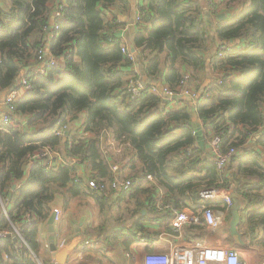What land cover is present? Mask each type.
Here are the masks:
<instances>
[{
	"label": "trees",
	"instance_id": "1",
	"mask_svg": "<svg viewBox=\"0 0 264 264\" xmlns=\"http://www.w3.org/2000/svg\"><path fill=\"white\" fill-rule=\"evenodd\" d=\"M119 1L127 3L0 0V99L26 75L27 68L38 64L39 49H44L45 57L63 56L66 64L64 70L31 74L30 91L15 105L20 120L0 130V198L12 203L8 217H0V230L13 232L16 226L28 246L15 249L13 238L1 239L0 264H37L30 253L38 256L40 226H46L57 198H78L89 192L101 206L107 198L74 185L73 167L47 169L41 160L27 171V157L47 147L66 159H79L97 182H109L113 176L103 147L109 137L125 145L124 156L130 161L122 169L133 179L128 191L117 193L118 199L126 196L139 212L155 205L160 188L166 203L196 211L212 205L201 198V191L228 182L243 205L240 231L251 246L264 250V0L139 1L137 11L144 15L134 26L150 24L151 30L135 35L133 46L142 51L139 60L142 63L143 57L148 79L162 78L175 93L186 72L193 83L202 82L210 67L212 75L221 74L210 81L194 107L167 113L158 112L164 104L158 95L130 99L125 92L129 82L121 69L134 66L135 61L123 54L115 34L120 24L108 17L109 7ZM57 10L62 17L53 19ZM218 14L225 17L219 20ZM210 30L214 40L224 44L221 56L218 48L211 54ZM153 53L161 57L148 61ZM194 116L207 122L205 137L209 131L221 136V153L235 150L225 175L216 169L212 154L205 159L196 147ZM80 119L81 127L72 128ZM65 127L67 135H56ZM257 132L261 138L250 145ZM155 214L162 230L171 234L172 215ZM26 216L32 220L29 226ZM202 226H186L187 237L203 230ZM135 227L138 233L144 229L139 223ZM136 238L124 242L125 247Z\"/></svg>",
	"mask_w": 264,
	"mask_h": 264
},
{
	"label": "crops",
	"instance_id": "2",
	"mask_svg": "<svg viewBox=\"0 0 264 264\" xmlns=\"http://www.w3.org/2000/svg\"><path fill=\"white\" fill-rule=\"evenodd\" d=\"M127 3L122 1L117 2L114 6L109 7L108 17L109 20L116 18V21L120 24L115 28V34L122 46L127 47L130 51L133 46V37L137 34L146 33L151 30V25L147 24L143 26L135 27V15L137 12L138 0H126ZM220 15V14H218ZM224 15V14H222ZM209 14L204 15V19L207 20ZM225 17V16H224ZM116 22V23H117ZM213 30H210L208 40L211 54L222 45L223 43L214 40ZM135 64L134 66H128L121 69L122 75L127 82L135 77L134 70H138L139 79L143 82L144 86H154L159 91L167 86L163 83L162 78L148 79L144 72V63L142 57V63L139 60L142 51L134 48ZM131 52V51H130ZM63 57V56H60ZM59 57V58H60ZM161 57V56H160ZM152 56L147 57L148 61L160 58ZM209 60H207L209 65ZM168 67L163 65V74H167ZM184 72V71H183ZM211 67L205 71L202 82H191L188 89L190 92L189 97H183L178 100H173V103L167 102L163 106H169L168 112L174 108H182L187 105L195 106L197 99L203 94L205 88L209 87L210 81H214L215 78L221 76V74L212 75ZM4 95V94H3ZM3 95H1L0 103ZM3 110V106H0V111ZM82 122V119L79 121ZM193 125H198L203 132L204 149H201L198 144L196 147L203 152L205 159L209 158L210 148L209 143L213 134L209 131V137H205L206 130L202 121L193 117ZM194 130V129H193ZM261 132L255 133L250 138V145H254L256 141L261 138ZM111 139V138H109ZM112 140V139H111ZM208 140V141H207ZM103 147H106L107 153L111 154L112 145L103 142ZM128 157V156H127ZM185 158V154L183 156ZM203 161V160H201ZM127 170H123L124 175L127 174ZM93 192V191H92ZM235 194L234 192L232 193ZM89 192H86L83 198H57L51 204V211H59V220L54 221V239L53 243L56 247V251L52 252L49 248L50 234L46 226H40L41 235L39 237L40 247L38 256L30 253L37 264H56V259L61 257L60 252L66 248H71L67 252V262L65 264H141L143 255L152 251H162L166 249V245L170 243L173 245L176 243V238H172L170 232L162 230L160 223L155 221L156 212L153 211L148 205L146 209L137 211L136 204L133 201H128L126 196L121 199L117 198V194H111L109 197L102 201V206L96 201ZM210 207L215 210H221L222 202H212ZM220 203L217 207L215 204ZM202 206L198 207L196 213L201 212ZM11 209V207H9ZM188 209V207L179 208ZM190 209V208H189ZM8 211V210H7ZM224 211V218L222 223L211 231L207 226L203 230L196 232L191 237H187L186 230L182 231L183 241H197V243H203L209 247H224L229 250H236L240 258L245 261L246 264H264V250L260 247H254L249 244L244 235L240 231V226L243 223V214H241V222L238 227L239 233L242 235L245 245H239L231 237L229 233V221L228 211ZM170 215V214H169ZM142 224L143 230L140 233L137 232L135 224ZM103 225V228L101 227ZM137 238H146L148 244L144 245L136 240L128 247H125L124 242L132 239L133 236ZM262 236V232L259 233ZM164 240V241H163ZM37 258V259H36Z\"/></svg>",
	"mask_w": 264,
	"mask_h": 264
},
{
	"label": "built area",
	"instance_id": "3",
	"mask_svg": "<svg viewBox=\"0 0 264 264\" xmlns=\"http://www.w3.org/2000/svg\"><path fill=\"white\" fill-rule=\"evenodd\" d=\"M140 1V0H138ZM144 13L140 9L136 12L135 23H141ZM62 17L60 10H57L53 19H59ZM54 29L57 26L54 24ZM52 37V35L50 36ZM123 54L127 58L134 61V53L130 52L127 47L121 48ZM223 48H219L218 55L221 56ZM44 49H39L37 52V62L38 64L32 68H27L26 75H24L17 82L16 86L9 89L6 94L3 95L0 106H3V110L0 111V130H5L7 127L12 126L16 121L20 120V116L17 113L16 103L20 97L30 91L31 85L28 81V77L33 75H44L47 69L56 68L64 70L66 67L65 58H54L51 56L45 57ZM156 53L149 55V57L155 56ZM135 77L132 78L128 85L126 86V94L130 99H136L141 97L143 94H156L164 102V105L169 102L173 103V96H178L180 98L189 97V85L192 82L189 73H184L179 82L177 92L173 93L168 90V88H163L159 91L156 87L144 86L143 82L139 79L138 70H134ZM207 95H204L206 97ZM169 106H159L158 112L167 113ZM82 122L72 123V128L81 127ZM56 135L62 136L67 134L66 127L64 129H59ZM111 138V139H109ZM104 142L106 144H111L112 152L107 154L106 159L109 163L111 173L113 176L112 181H102L97 182V180L90 174L87 165H80V160L77 158L66 159L59 155L57 152L50 150L47 147L41 149V151H36L27 157V171L36 163L44 160L47 169L57 168V167H73L75 170L72 175V182L74 185H81L86 189L93 191L97 195H102L104 197H109L111 194H117L128 191L133 183V179L127 178V175H123L122 167L127 164L130 159L124 156V144L115 142L112 137H109ZM221 142V136L215 135L211 138L209 143L210 153L214 158V164L216 169L221 175L226 174L227 163L230 158L235 154L234 149H230L226 153H221L219 150ZM190 150H186V156H188ZM115 158L119 160L115 161ZM146 180L153 181L151 175L144 176ZM16 186L13 187L15 189ZM234 187L230 183H226L224 186H216L214 188H206L201 191L200 196L204 200H209L212 202H222V210H215L210 206H202L201 212L196 213L191 209H179L172 206L170 203L164 201V192L162 189L157 188L156 202L155 205H151V209L156 213L160 214H170L172 219L170 222V230L172 238H176V243L173 245H166V249L162 251H152L143 255L141 264H246L243 261L236 250L225 249L224 247H209L203 243H197V241H183L182 231L188 225H204L207 226L211 231L217 229V227L222 223L224 218V211H228L233 204L232 193ZM12 206L10 200L5 202L0 198V217H8L9 207ZM55 215V220H59V211L54 210L52 212ZM25 224L27 226L32 224V220L29 216L25 217ZM10 236L11 238L17 239L15 249H21L22 247H27L25 241L23 240L19 229L13 225V232L7 230H0V240ZM138 241L144 245L148 244L146 238H138ZM164 241V240H163ZM4 259H8L7 255H4Z\"/></svg>",
	"mask_w": 264,
	"mask_h": 264
},
{
	"label": "water",
	"instance_id": "4",
	"mask_svg": "<svg viewBox=\"0 0 264 264\" xmlns=\"http://www.w3.org/2000/svg\"><path fill=\"white\" fill-rule=\"evenodd\" d=\"M225 15H217V19L221 20L224 18ZM51 29L49 28L48 31H50ZM130 51L132 53H134V48L131 47ZM173 100H178L181 99L178 96H173L172 97ZM207 122L203 121L202 125H206ZM192 127L194 129V136L196 138L197 144L198 146H200L201 149H204V141H203V132L201 131L200 127L198 125H193ZM67 135V134H66ZM233 199V204L230 208V221H229V233L231 235V237L235 240V242L239 245H245L244 240L242 238V235L239 233L238 231V227L240 225L241 222V214H242V210H243V205L242 202L240 200V198L236 195L233 194L232 196ZM54 220H55V215L52 213L47 221V230L48 233L50 234L49 237V248L52 252L56 251V247L53 243V239H54ZM17 239H14V242L16 243ZM71 248H66L63 251L60 252L61 257L56 259V264H65L67 262V252L70 250ZM37 259V258H36Z\"/></svg>",
	"mask_w": 264,
	"mask_h": 264
},
{
	"label": "rangeland",
	"instance_id": "5",
	"mask_svg": "<svg viewBox=\"0 0 264 264\" xmlns=\"http://www.w3.org/2000/svg\"><path fill=\"white\" fill-rule=\"evenodd\" d=\"M115 161L119 160V158H115L114 159ZM124 175V174H123ZM85 196V195H84ZM79 198H83V196L79 197Z\"/></svg>",
	"mask_w": 264,
	"mask_h": 264
}]
</instances>
